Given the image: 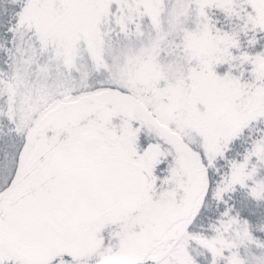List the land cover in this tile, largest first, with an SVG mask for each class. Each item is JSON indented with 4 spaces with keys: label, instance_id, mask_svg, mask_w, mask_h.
<instances>
[{
    "label": "snow or ice",
    "instance_id": "6c2138e0",
    "mask_svg": "<svg viewBox=\"0 0 264 264\" xmlns=\"http://www.w3.org/2000/svg\"><path fill=\"white\" fill-rule=\"evenodd\" d=\"M0 264H264V0H0Z\"/></svg>",
    "mask_w": 264,
    "mask_h": 264
}]
</instances>
